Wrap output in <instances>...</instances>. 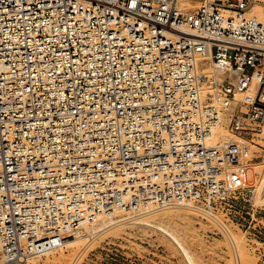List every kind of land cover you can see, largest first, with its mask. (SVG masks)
<instances>
[{
  "label": "built area",
  "instance_id": "obj_1",
  "mask_svg": "<svg viewBox=\"0 0 264 264\" xmlns=\"http://www.w3.org/2000/svg\"><path fill=\"white\" fill-rule=\"evenodd\" d=\"M255 2L0 0L1 264L116 208H188L227 231L218 208L246 187L245 140L264 127Z\"/></svg>",
  "mask_w": 264,
  "mask_h": 264
},
{
  "label": "rangeland",
  "instance_id": "obj_2",
  "mask_svg": "<svg viewBox=\"0 0 264 264\" xmlns=\"http://www.w3.org/2000/svg\"><path fill=\"white\" fill-rule=\"evenodd\" d=\"M200 4L201 0H181V6L190 10L197 8ZM261 6L262 11L257 10L256 13L253 7L252 13L264 17V4ZM243 97L242 93L237 96L239 100ZM223 120L218 130L219 135L223 133L220 136L229 134V117L224 116ZM247 135V138L252 139L250 141L256 145L253 148L258 153L255 154L261 155L257 160H253L255 162L252 163L253 165L250 164L254 171H261L256 177L259 187L255 194L249 193L247 197L249 200L245 202L219 206V216L228 225L226 232L219 229L214 221L204 219L188 208H168L157 211L123 210L122 216L119 217L122 219L125 217V220L98 226L95 230L102 228L99 232H94L90 228L81 229L73 237H69L75 238V242L66 243L65 246L47 254L33 257L28 263L258 264V257L250 243L248 233L255 228V224L261 218L264 222V162L260 164V161L264 160V127L258 134ZM251 156H253L252 153L247 158ZM254 171H250V183L255 182ZM182 213L185 215L183 216ZM179 214L182 217L179 218ZM144 216L149 217L150 224L139 222ZM161 226L178 238H173V235L162 230Z\"/></svg>",
  "mask_w": 264,
  "mask_h": 264
},
{
  "label": "bare ground",
  "instance_id": "obj_3",
  "mask_svg": "<svg viewBox=\"0 0 264 264\" xmlns=\"http://www.w3.org/2000/svg\"><path fill=\"white\" fill-rule=\"evenodd\" d=\"M187 2V1H186ZM182 3H183V1H182ZM188 3H186V5H187ZM261 4H264V3H262V2H255L254 4H252L251 5V7L248 9V15L249 16H251V17H254V18H256V19H259V20H263V18L264 17H259L258 16V14H253L252 13V10H253V7H254V9H256V13H257V10L258 11H262L263 9H262V6H261ZM179 5H181V0H179ZM184 6V5H183ZM198 6V5H197ZM264 12V11H263ZM263 12H261V13H263ZM259 13V12H258ZM260 15H263V14H260ZM253 83L254 84H256L257 83V79H254V81H253ZM241 94V93H240ZM242 94H244V97H245V95H246V93H242ZM238 96V95H237ZM244 97H243V99H244ZM243 99H241V100H243ZM241 100H239L238 98H237V101L234 103V105L233 106H231V108H230V111H228V112H225L222 116H221V118H220V120H219V122L217 123V125L214 127V129H213V135H212V137L209 139V142L211 143V144H214L217 140H219L220 138H222L223 136H220L221 134H223V133H221V132H223V131H221L220 133V135H219V128H220V125L222 124V120L224 119V116H227V117H229V120H230V112L231 111H233L236 107H237V105H238V102H240ZM224 121V120H223ZM222 129V128H221ZM220 129V130H221ZM225 129V128H224ZM225 132V131H224ZM230 132V131H229ZM226 133V132H225ZM250 140H252V139H246L245 141H246V144H247V148H246V156L248 157V155H250L251 153L253 154V156H251V157H249V158H247V162H248V171H247V185H246V187L243 189V190H241V191H233L232 192V203L233 204H235V205H237L238 204V202H241V201H246V200H249L247 197L251 194V195H253V193L255 194V191L257 190V188L259 187L258 186V183H257V179H256V177H257V173H260L261 171H254L253 169H252V167H251V165L250 164H252V163H255L253 160H257V158H259V157H261V155L260 154H255V153H258V151L257 150H255L253 147L254 146H256L255 144H254V142H251ZM264 162V160L262 159V162L260 161V164H262ZM253 165V164H252ZM250 171H254V177H255V182L254 183H250L249 182V176H250ZM254 187V189H252ZM251 192V193H250ZM250 193V194H249ZM255 197H256V195H255ZM138 209H141V210H143V209H147V210H150L149 209V206H141L140 208H138ZM138 209H136V210H138ZM164 210V209H163ZM122 211H123V209H121V208H116L114 211H110V212H108V213H106V214H99L98 216H97V218L93 221V222H91V223H87V224H84V225H82L81 227H80V229H79V231L81 230V229H87V228H90V229H93L94 230V232H99V231H101L102 230V228H100L99 230H95L96 229V227H102V225H106V224H112V223H116V222H119L120 220H125V217L122 219V218H120L119 216H122ZM126 211V210H125ZM147 212V211H146ZM135 214H139V213H135ZM141 214H143V213H141ZM168 214H169V212H168ZM183 214V213H182ZM125 215V214H124ZM145 215H147V214H145ZM173 215V214H172ZM176 215H177V213H176ZM185 214H183V216H184ZM192 215V214H191ZM140 216V215H139ZM150 216V215H149ZM186 216H188V215H186ZM185 216V217H186ZM136 217V216H135ZM138 217V216H137ZM141 217V216H140ZM163 217V216H162ZM178 217V216H177ZM180 217H182V216H180V214H179V218ZM119 218V219H118ZM185 219V218H184ZM184 219H183V221H184ZM189 219V218H188ZM132 220H134V219H132ZM137 220V219H136ZM192 220V219H191ZM185 221H188V220H185ZM190 221V220H189ZM139 222H143V223H149L150 224V220H149V217L148 216H144L142 219H141V221H139ZM142 224V223H141ZM152 225V224H151ZM159 226V225H158ZM160 227V226H159ZM161 229L162 230H164L165 232H167V233H169V234H171V235H173V238H178L176 235H174L172 232H170L168 229H166V228H164V227H162L161 226ZM76 241V239L74 238V239H66V241H65V244L67 243V244H71V243H73V242H75ZM180 241V240H179ZM181 242V241H180ZM58 248H60V247H58ZM55 249H57V248H54V249H52V250H55ZM52 250H49V251H47V252H45V253H39V254H35V255H31V256H29L28 258H25L23 261H10V262H7L6 264H27L28 263V261L31 259V258H33V257H36V256H38V255H42V254H47V253H49L50 251H52ZM31 261V260H30ZM2 263V259H1V257H0V264ZM29 264V263H28Z\"/></svg>",
  "mask_w": 264,
  "mask_h": 264
}]
</instances>
